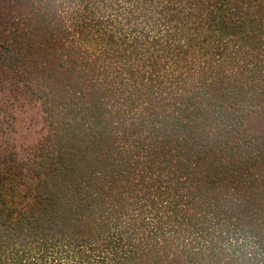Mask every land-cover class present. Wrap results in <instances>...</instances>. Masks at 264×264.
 Instances as JSON below:
<instances>
[{"label":"trees","instance_id":"obj_1","mask_svg":"<svg viewBox=\"0 0 264 264\" xmlns=\"http://www.w3.org/2000/svg\"><path fill=\"white\" fill-rule=\"evenodd\" d=\"M0 264H221L264 249V0H0Z\"/></svg>","mask_w":264,"mask_h":264},{"label":"rangeland","instance_id":"obj_2","mask_svg":"<svg viewBox=\"0 0 264 264\" xmlns=\"http://www.w3.org/2000/svg\"><path fill=\"white\" fill-rule=\"evenodd\" d=\"M16 123L1 125L6 130L1 141H11L18 155L27 162L34 155L46 131L45 117L37 104L16 103L14 108Z\"/></svg>","mask_w":264,"mask_h":264},{"label":"clouds","instance_id":"obj_3","mask_svg":"<svg viewBox=\"0 0 264 264\" xmlns=\"http://www.w3.org/2000/svg\"><path fill=\"white\" fill-rule=\"evenodd\" d=\"M218 240L221 264H264V249L250 232L234 228Z\"/></svg>","mask_w":264,"mask_h":264}]
</instances>
